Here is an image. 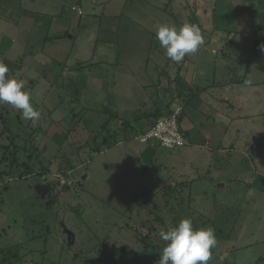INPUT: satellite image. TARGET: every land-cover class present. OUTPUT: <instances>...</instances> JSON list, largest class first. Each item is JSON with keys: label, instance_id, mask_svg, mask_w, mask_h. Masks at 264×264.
I'll return each instance as SVG.
<instances>
[{"label": "rangeland", "instance_id": "obj_1", "mask_svg": "<svg viewBox=\"0 0 264 264\" xmlns=\"http://www.w3.org/2000/svg\"><path fill=\"white\" fill-rule=\"evenodd\" d=\"M163 23L198 26L204 40L217 41L209 47L218 55L234 56L244 66L252 60L250 40H264V0H0V62L8 66V77L24 82L41 113L33 123L0 104V249L8 258L20 254L22 264H156L164 245L160 230L190 218L194 227H211L217 237L208 264H264V51L258 82L249 73L253 85H241L237 74L228 104L220 102L229 94L218 92L221 99L206 108L219 112L206 150L192 144L149 147L135 141L138 128L126 131L124 121L105 125L107 134L119 131L122 148L149 153L138 155V163L121 161L118 151L97 155L112 144L103 140V117L98 109L85 114L94 120L91 131L77 117L84 114L82 97L94 103L95 94L74 80L78 66L98 62L108 44L111 51L120 40H144L140 51L161 53L153 67L163 68L165 51L154 31ZM193 57L170 60V81L160 80L164 112L181 92L192 96L194 88L177 75V66ZM65 64L75 70L73 81L56 89L54 73ZM125 64L140 68L132 60ZM220 74L219 82L225 81L226 71ZM94 77L93 85L105 87L103 76ZM242 99L243 106L237 102ZM155 112L136 116V125H151L161 116ZM180 150L199 155L175 154ZM79 197L99 198L96 212L78 217ZM0 264H9L1 252Z\"/></svg>", "mask_w": 264, "mask_h": 264}, {"label": "crops", "instance_id": "obj_2", "mask_svg": "<svg viewBox=\"0 0 264 264\" xmlns=\"http://www.w3.org/2000/svg\"><path fill=\"white\" fill-rule=\"evenodd\" d=\"M259 28H262V24L260 25ZM120 41L121 42H115L116 47L114 50L112 48L111 51L108 50V47L110 45L107 43L108 46L106 47V49L108 51V54L102 56V58L98 60V62L97 61L94 62L93 65L89 64L88 62V64H86L87 67L85 69L81 68V64L78 66L79 70L78 71L76 70L78 75L74 76L76 77L74 80L79 82L80 87L82 86L88 87L92 89L90 91H93L95 94H94V103L90 101L88 98L84 99V97H82V103L84 105L83 104L80 105V109H82L80 111H83L84 114H80V116L77 117H80L83 123L85 124L88 123L89 130L91 131L94 128V122H93L94 120L90 119L89 117L85 118V114L89 113L90 111H96L98 109L97 110L98 115L103 117L104 119L102 124L103 125L102 129L105 132L103 136V140L105 138L112 140V144L111 146L109 147L107 146L104 150L97 152L96 154L101 155L102 153L103 154L108 153L109 157H112V155H114L118 151L119 153L118 155H120L121 161L126 162L127 160H133L135 158L138 163L139 160L138 155H144V154L147 155L149 153L148 150L147 151L144 150L140 152V151H136V148L134 147H132L133 150H129L128 148H122L121 146L122 142H120V140L122 139L121 138L122 134L119 131L118 132L116 131L114 132V135L109 133L112 136L108 138L107 135L109 134H107L105 125L117 124V123L120 125L125 121L123 123V127L126 131L130 130L132 126L137 127L138 128L137 130L139 131L142 125L145 126L147 124H142L139 126L136 125V118H135L136 116H140L142 114L151 113L158 110H163L165 108V106H162L164 105L163 103L164 97L162 95L164 92L160 88V83H161L160 80L162 77L166 76L168 78V82L170 81V77L172 76L170 73L171 61L164 53V55L161 58L163 59V68L158 67L156 64L153 67V63L158 61V59H160L161 53H158V57L154 56L155 57L154 58L152 57L150 51L147 52L140 51L139 46L140 45L143 46L145 44L144 40H120ZM147 41L148 43H151L153 40H147ZM262 42H264V40H250V46H247L246 48L249 47V50L252 55V56L250 55L252 57V60L251 59L248 60L244 66L237 65L238 62L234 56H232V59H230L231 55H229L228 57H225L223 55H218L217 54L218 52L214 49V46L209 47L212 45L217 46L218 44L216 40H204V44L199 47L196 53H194V57L191 58V60H186L183 64L177 66L178 69L177 75L179 72V75L185 79L186 83H188L189 85L188 88L190 89L194 88V90H192L191 92L192 96H190L189 98L185 96L186 94L184 92H181L180 95L178 94L177 101L173 104L171 108L173 109L181 105L180 106L182 108V113H181L182 115L180 117L181 129L189 138V144H192L193 146L192 148H197V151L206 150L203 149V147H206L207 144L206 142H208L207 140L208 138L206 136L207 134L210 133V128H212L213 125H217V123L215 124L216 121L214 122L212 121L214 120L213 119L214 115L219 113L217 109H215L214 112L207 111V109H212V107H214V105L218 102V100L221 99V96L218 94V92H225L229 94L220 102L221 104H228L229 101L228 99H231L230 91H232V94L234 92V90H230V88L235 86L234 78L237 74L241 77L240 84L241 82L244 84L245 80L248 79L252 80L250 75L254 76L256 82L259 81L258 79H256L255 74L259 76L262 70V66L259 65V62L261 61L262 58V51L261 48H259L260 50L258 49V47L262 45ZM152 44L153 42L151 43V45ZM233 45L234 44L232 43L231 46ZM257 49L259 50L258 53H257L258 51ZM227 51L230 52L228 48ZM127 60L134 61L137 68L138 66H140V68H138V71L132 66L128 68V66H126L125 64ZM64 66L61 68V70H58L54 73L55 78L57 77V80L54 81L53 85L51 86H54L56 89L59 88L63 89V86L69 85V83H72L73 81V80L70 81L69 77L72 75V73H74L73 71L75 70L70 69V67L72 66L68 64H65ZM93 67H95L94 70L92 69ZM90 69H92V71ZM224 70L226 71V74L231 70L232 74L228 73L226 76L227 78L224 79L225 81L219 82L221 75L220 72ZM79 71H82V73H80ZM118 71L122 74L121 80ZM92 72H94L95 75H92ZM98 75L103 76L102 78L103 80H101V82H105V81L107 82V84H105V87L103 85L98 87L92 84L91 80L95 78L94 76H98ZM156 76H159L158 77L159 80L157 81L159 83L158 85H156V83L154 84L153 82V78ZM80 77L82 78L79 79ZM84 80H86V85L83 84ZM92 86L93 87L95 86L96 88H92ZM96 90H98V92H95ZM136 92H138V94L134 95V93ZM98 93L100 94L102 93L103 95L101 94L100 97H98L97 96ZM57 96L59 98L58 100H60L61 102L60 97L62 95L57 94ZM159 96L163 98L160 99ZM87 100L89 103L86 102ZM142 100H146L147 103H145ZM237 102H239L243 106L242 103L244 102V100L242 99ZM249 104L252 105L251 102H249ZM229 108L230 106L227 105L225 109H229ZM209 115H211L210 119H208ZM123 116H127V117L131 116L133 118L128 119V118H123ZM145 145L152 148L158 147L157 144H145ZM115 150L116 152H114ZM136 153L138 154L136 155ZM81 154L82 153H79L78 156L79 157L82 156ZM175 154L184 155L186 157H193V158L199 155L198 153L193 152L190 154V156H187L185 155L184 150L177 151L175 152ZM94 162L95 160L92 161L90 164H93ZM89 168H90L89 173L91 175L92 171L90 165ZM86 183L87 182L84 183L83 188L85 187ZM132 188H136V187H132ZM130 193L132 194L133 192ZM134 194H136V192H134L131 197H133ZM98 200L99 198L88 199L85 197L84 198L79 197L74 202L77 205L74 211L77 210L80 211V213H78V217H82V216L84 217L87 213L92 214L91 209L94 208L96 212L97 208H95V205ZM61 252L63 253L64 251L61 250Z\"/></svg>", "mask_w": 264, "mask_h": 264}, {"label": "clouds", "instance_id": "obj_3", "mask_svg": "<svg viewBox=\"0 0 264 264\" xmlns=\"http://www.w3.org/2000/svg\"><path fill=\"white\" fill-rule=\"evenodd\" d=\"M156 39L166 56L176 63L186 55L194 54L204 44L200 28L190 23L180 26L166 23L154 26ZM264 51V44L260 46ZM9 69L0 62V104H8L17 110L25 121L37 122L40 111L31 102V94L24 90V82L7 76ZM251 79L244 85L250 86ZM160 239L164 242L156 264H208L212 250L218 241L211 227L196 228L190 218H182L178 224L160 230Z\"/></svg>", "mask_w": 264, "mask_h": 264}, {"label": "built area", "instance_id": "obj_4", "mask_svg": "<svg viewBox=\"0 0 264 264\" xmlns=\"http://www.w3.org/2000/svg\"><path fill=\"white\" fill-rule=\"evenodd\" d=\"M180 113L181 107H176L171 115L160 116L151 125L139 131L135 140L145 144H157L168 149L189 144V138L181 129ZM62 181L65 182V178Z\"/></svg>", "mask_w": 264, "mask_h": 264}, {"label": "trees", "instance_id": "obj_5", "mask_svg": "<svg viewBox=\"0 0 264 264\" xmlns=\"http://www.w3.org/2000/svg\"><path fill=\"white\" fill-rule=\"evenodd\" d=\"M180 106V105H179ZM171 107V106H170ZM176 108V107H175ZM175 108H169V111H166V112H164L163 110H158L157 112H155V115H161V116H169V115H171L173 112H174V109ZM171 109V110H170ZM181 113H182V108H181ZM180 113V115H179V121H180V117H181V114ZM160 117V116H159ZM158 117V118H159ZM157 118V119H158ZM157 119H155L154 121H156ZM142 125V124H141ZM147 125H142V127L140 128V130L139 131H141V130H143V128L144 127H146ZM138 131V132H139ZM10 137H12V136H10ZM106 140H107V138H105L104 139V142H106ZM15 150L17 151L18 150V148H17V145H16V147H15ZM97 151H98V149H97ZM5 160H6V158H4ZM17 160H18V158H17V156H14V161L12 162V163H15V162H17ZM11 163V165H13ZM16 165V164H15ZM39 187V186H38ZM0 252L3 254V260H6V259H9V264H22L21 262H23L21 259V257H20V254L18 255L17 254V256L16 255H13L12 257H15L13 260L11 259V258H8L9 256L8 255H11V254H6V253H4V251H3V249H0Z\"/></svg>", "mask_w": 264, "mask_h": 264}, {"label": "water", "instance_id": "obj_6", "mask_svg": "<svg viewBox=\"0 0 264 264\" xmlns=\"http://www.w3.org/2000/svg\"><path fill=\"white\" fill-rule=\"evenodd\" d=\"M220 186H224V184H220Z\"/></svg>", "mask_w": 264, "mask_h": 264}]
</instances>
